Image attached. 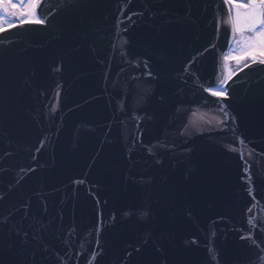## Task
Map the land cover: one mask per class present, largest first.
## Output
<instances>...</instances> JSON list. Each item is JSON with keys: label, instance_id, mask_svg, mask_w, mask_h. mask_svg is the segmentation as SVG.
Returning a JSON list of instances; mask_svg holds the SVG:
<instances>
[{"label": "water", "instance_id": "water-1", "mask_svg": "<svg viewBox=\"0 0 264 264\" xmlns=\"http://www.w3.org/2000/svg\"><path fill=\"white\" fill-rule=\"evenodd\" d=\"M221 4L42 0L0 31V264H264V64L200 87Z\"/></svg>", "mask_w": 264, "mask_h": 264}, {"label": "snow or ice", "instance_id": "snow-or-ice-1", "mask_svg": "<svg viewBox=\"0 0 264 264\" xmlns=\"http://www.w3.org/2000/svg\"><path fill=\"white\" fill-rule=\"evenodd\" d=\"M224 5L228 6L226 23L231 26L235 47H230L229 52L224 56L225 78L210 87L200 85L203 91L214 97H224L226 95L227 89L224 88V85L234 74L227 67V61L230 58L239 57L236 60L237 64H240L244 59L251 62L259 61V63L264 64V0H223V4L220 5L221 10H223ZM0 9L5 11L15 9L12 15L18 13L21 23L24 22L25 18L34 20L39 24L45 23L37 16V10H42V0H27L26 3L21 0L19 4L4 3L0 4ZM3 22V17H0V24ZM124 42L127 43L126 40ZM233 53H235V57H233ZM244 67H248V64H244ZM220 111H223V108ZM225 116H227L226 112ZM248 224L253 225V220L249 219ZM255 224L259 225L260 222L256 221ZM242 239H245V237H242ZM253 247H255V243H253ZM260 250L264 249H258V251ZM213 259H215V255H213Z\"/></svg>", "mask_w": 264, "mask_h": 264}, {"label": "trees", "instance_id": "trees-1", "mask_svg": "<svg viewBox=\"0 0 264 264\" xmlns=\"http://www.w3.org/2000/svg\"><path fill=\"white\" fill-rule=\"evenodd\" d=\"M4 22L2 24H0V28L5 27L9 24H11L12 22H16L19 20L18 16H4L3 17ZM239 66V64H237V62H233V68H237Z\"/></svg>", "mask_w": 264, "mask_h": 264}, {"label": "rangeland", "instance_id": "rangeland-1", "mask_svg": "<svg viewBox=\"0 0 264 264\" xmlns=\"http://www.w3.org/2000/svg\"><path fill=\"white\" fill-rule=\"evenodd\" d=\"M13 11H15V9H13ZM235 47V44L233 43V48ZM233 57H235V53H233ZM239 57H235L234 59H238ZM244 60H247V59H244ZM243 60V61H244ZM242 61V62H243ZM232 69H235V68H232ZM234 70H231V72H233Z\"/></svg>", "mask_w": 264, "mask_h": 264}]
</instances>
